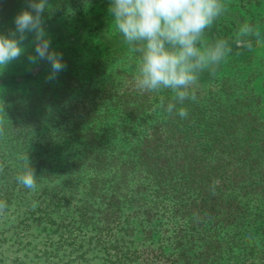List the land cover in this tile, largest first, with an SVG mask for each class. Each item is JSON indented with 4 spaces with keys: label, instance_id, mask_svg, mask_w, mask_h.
<instances>
[{
    "label": "trees",
    "instance_id": "obj_1",
    "mask_svg": "<svg viewBox=\"0 0 264 264\" xmlns=\"http://www.w3.org/2000/svg\"><path fill=\"white\" fill-rule=\"evenodd\" d=\"M49 4L43 26L64 70L49 80L48 62H29L32 34L0 70V264H264V73L228 76L223 62L194 86L186 119L167 117L157 105L170 92L134 86L109 0ZM225 5L206 42L254 25L253 47L230 53L244 64L264 47V0ZM21 9L0 0V33ZM27 72L26 84L2 81ZM25 153L34 191L16 181Z\"/></svg>",
    "mask_w": 264,
    "mask_h": 264
},
{
    "label": "clouds",
    "instance_id": "obj_2",
    "mask_svg": "<svg viewBox=\"0 0 264 264\" xmlns=\"http://www.w3.org/2000/svg\"><path fill=\"white\" fill-rule=\"evenodd\" d=\"M27 8L14 17L15 28L0 33V70L19 59L26 52L24 42L33 35L35 55H28L30 63L47 61L51 67L48 79L56 78L66 65L62 54L51 49V40L44 28L43 16L51 11L49 0H26ZM224 0H109L111 25L122 36L130 52L135 54L134 86L140 93L170 92L171 98L160 95L157 108L167 117L189 115L185 101H197L194 90L204 72H214L225 62L232 46L251 49L260 33L245 22L232 38L218 37L206 42V31L225 12ZM0 133L6 118L0 103ZM7 119V118H6ZM16 181L23 187L36 190L37 177L27 153ZM3 168H0V172ZM8 207L0 199V215Z\"/></svg>",
    "mask_w": 264,
    "mask_h": 264
},
{
    "label": "rangeland",
    "instance_id": "obj_3",
    "mask_svg": "<svg viewBox=\"0 0 264 264\" xmlns=\"http://www.w3.org/2000/svg\"><path fill=\"white\" fill-rule=\"evenodd\" d=\"M232 0H224L225 3H231ZM260 11V8L257 7L254 8L252 10L253 13H260L258 11ZM113 27V26H112ZM114 29V28H113ZM116 46V45H114ZM119 46V45H117ZM244 57V56H243ZM237 59L236 55H232L230 54L227 58V60L223 63V67L226 68L225 70L227 71L226 74L228 76H236V75H239V74H242V73H245V74H252L255 72H259V73H264V47H262L261 49H254V50H251L250 52H248L247 54H245V58H244V64H241V63H237L235 60ZM46 63L47 61H44L42 60V64L40 63L39 64V67L40 66H46ZM43 69V67L41 68ZM39 69V70H41ZM216 71L214 72H204L201 77L204 78V79H208V78H211V76L215 73ZM220 72L223 73L225 72L222 68H221V71L219 70L218 73H215L214 75L215 76H218L220 75ZM256 75V74H255ZM263 77V76H262ZM261 77V79L259 78L258 81H256V83H258L259 85H263L264 84V81H263V78ZM31 80H33V75L32 73L30 72H27V73H22V74H19V73H16L12 76H3V79L2 81L4 82H7L8 84H11V85H23V84H26L28 82H30ZM259 86V87H261Z\"/></svg>",
    "mask_w": 264,
    "mask_h": 264
}]
</instances>
